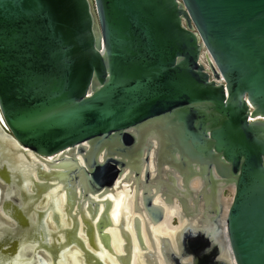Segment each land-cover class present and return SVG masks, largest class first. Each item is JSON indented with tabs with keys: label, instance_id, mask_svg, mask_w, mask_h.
<instances>
[{
	"label": "water",
	"instance_id": "obj_1",
	"mask_svg": "<svg viewBox=\"0 0 264 264\" xmlns=\"http://www.w3.org/2000/svg\"><path fill=\"white\" fill-rule=\"evenodd\" d=\"M0 120L13 151L47 165L31 176L32 189L46 182L35 197L44 194L35 213L45 222L67 225L47 199L60 181L43 173L71 157L86 180L83 206L90 194L110 205L94 197L112 192L117 201L123 189L128 204L137 176L135 211L151 226L166 210L153 188L181 208L189 221L176 216V248L162 237L177 264H232L226 244L234 264H264V0H0ZM120 144L140 154L129 160L128 148L115 150ZM153 154L167 180L151 181ZM178 178L183 191L175 194ZM226 190L233 196L223 217ZM208 219L216 226L204 227ZM133 221L147 245L141 218ZM81 225L78 241L66 237L67 251L80 264H107Z\"/></svg>",
	"mask_w": 264,
	"mask_h": 264
},
{
	"label": "rangeland",
	"instance_id": "obj_2",
	"mask_svg": "<svg viewBox=\"0 0 264 264\" xmlns=\"http://www.w3.org/2000/svg\"><path fill=\"white\" fill-rule=\"evenodd\" d=\"M205 53L206 51L203 50L201 60L205 64V66H207ZM164 147L165 146H163V149L165 151L167 149V146L166 149ZM127 148L129 149L128 150V155L130 156L129 160L130 158L132 160L134 157H137L138 154H140L138 145H137V149L127 147L124 144L115 146L116 151H118L119 149L125 151ZM140 148L142 149V146ZM93 153L94 152L91 151V154ZM57 165L60 169L58 170L51 169L49 170V172L51 171H59V172L57 173L54 172L53 174L50 175H45V173H43V177H51L58 179L60 183L64 185L63 187L67 189L66 194H67L69 209L67 208L65 212L56 209L57 219L60 220L61 225L65 223H67V225L59 229V227H56L55 225L54 226L50 225L49 221L45 222L44 219H41L40 214L37 215L35 213V209L38 203V200L35 199V197L46 189V182L44 181L43 183H41L39 187L37 186L36 190L32 189L31 187L29 188L30 190H28L27 184H30L29 179H31L32 175L28 173V171H26L25 169L20 168L19 165L17 164V166L12 169L13 171L11 172L10 180L12 184L18 187L20 192V199H21V205L19 207L12 208V213L17 219L16 229L14 232L18 236L17 238L19 239V241L18 240L17 241L19 242V245L16 249H14V246L7 247L9 243L11 244L13 242V236L7 233L10 230L9 229L10 227L5 228V226L1 224L0 232H2V234H0V264H80L78 260L73 259V257L71 256L72 254L67 251V245L65 240L68 238L69 241H71L72 239L74 241H78L77 230H78V224L81 223L84 225V229L90 241L92 242V244H94L96 248L98 247L99 244L100 245L103 244L102 245L103 248L113 249V247L111 246L112 244L114 246V249L115 250L117 249L115 248L117 247L116 246L117 239L114 238L115 241V245H114V243L111 242V240L113 239L108 237L109 234L105 230L106 226L110 225V221L112 222L111 219L112 217L110 216V212L108 211L109 210L108 203L106 202L104 206L101 208L99 204H95V202L92 201L90 194V197L85 199L86 201L89 202L87 203L86 206H83L81 203L83 201L82 198H85L86 190H84L83 192L82 186L86 183V180L83 177V175L80 173L81 170L79 169V167H77L76 163L73 161V158L71 157H68L60 161ZM141 166H142L141 163L138 162L137 168H141ZM40 171H44V170L40 169ZM13 173L16 176L14 175L13 177ZM232 196H233L232 191L226 190L224 192V197L227 198L228 200L231 199ZM82 206H83V210L85 209L87 210L88 215L83 214ZM119 210L120 207L116 211L117 214H119L120 212ZM116 213L114 220H116V223H118L119 217L118 215H116ZM42 220L43 223L41 222ZM69 220L71 221L68 222ZM124 223L125 220L124 217L122 216L121 223L119 225V231H120L119 235L121 239L123 236L126 237L124 238L125 248L122 249L125 252L121 253L120 250L116 251V253H121L118 254L119 255L117 258L118 264H122L123 262L124 264H130L129 260L132 252L130 249H132L133 247V245H131L130 236L128 235V232H126L127 230L124 227ZM174 224H176L175 220H174ZM139 227L140 226L135 222V235L138 239L140 248L142 247L140 250L141 251L140 254L143 255L145 253L144 256L141 257L142 260L146 259L147 262L150 264H160L159 258L161 259L162 257L164 258L165 253L166 255H169L168 257L169 261L173 259V262L176 263L175 261L179 260V257H177V255L174 254L175 253L174 250L171 248L170 243L165 238L161 239L160 243H157L155 242L154 238H152V235H150L149 236L150 248H149V246L146 245L145 241L142 240ZM159 244H161L160 249L158 248ZM41 245H43L46 248L45 252L41 250L44 249L41 248ZM126 249L129 250L126 252ZM186 250L187 249H182L181 253H184ZM78 251L79 250H77L76 252ZM41 252L46 256L47 258L46 260L43 257H41L43 256ZM36 254L37 256L39 255V257L41 258L35 259L34 257ZM103 256L105 258L104 261L107 262L108 260L106 259V257L110 255H108L104 251ZM103 256L99 255L101 259H103ZM166 258H164V261H166ZM90 261L92 263L102 264L100 263L99 259L97 261V258L94 259L93 257H91ZM111 262L112 263L115 262V264H117L115 259L113 260L112 257L110 259V263ZM107 264L109 263L107 262Z\"/></svg>",
	"mask_w": 264,
	"mask_h": 264
},
{
	"label": "flooded vegetation",
	"instance_id": "obj_3",
	"mask_svg": "<svg viewBox=\"0 0 264 264\" xmlns=\"http://www.w3.org/2000/svg\"><path fill=\"white\" fill-rule=\"evenodd\" d=\"M7 133L11 134L10 131L7 129V127L0 120V226H1V224H3L5 226V228L10 227L9 228L10 230L7 233L10 234L11 236H13V242L11 244L9 243V245L7 247H11V246L15 247V246H17V244H16L17 240H19L17 238L18 237L17 234L14 232L16 229L17 221L13 220L11 218V216H12V208L13 207L16 208V207H19L21 205L20 192H19V189L16 185H14L12 183L11 184L7 183L5 181V178L7 177L10 179L12 169L14 167H16V165L18 164L16 162V161H18V155H17V152L13 151V149L10 150L11 149V147H10L11 146L10 145L11 140L7 136ZM8 146L10 147V149H8ZM77 158L79 159V163H80L81 157L77 156ZM154 158H155V155L153 154L151 165H150L151 168L153 169V172L151 174V181L157 182V181L167 180V175H166L165 171L162 170L161 172H159L157 170L155 163H154ZM129 172H130V170H127L126 175H128ZM1 180H3V181H1ZM138 184H139V181H138L137 176H133L132 181H131V185L126 187L129 190L131 189V197H129L130 202L128 204L126 201H127L128 195L130 193H129V191H128V193L125 192L124 189L122 191H119V186H117V190L119 191V194H118L119 199L117 201L115 200L114 195H112V192L108 193L106 196H104L102 198H98L95 195H94L95 197L94 196L93 197L97 201H104V200L110 201V205H109L110 208L108 211L110 212V216L112 217L111 219H112V222L114 224V227L107 229V233H110L109 235L112 237V239H114L113 237L115 236V233H118L117 235L120 234L119 225L121 223L122 216L124 217V220H125V224H126L125 227L129 231V233H131L134 236L135 231H134V225H133L134 221L133 220L136 219L137 217H139L142 220L144 237L146 239L147 245L150 248V244H149L150 239L147 235V226H148V228H150L152 238H154L155 242L160 243L161 239L163 237L162 235H165V233L163 232L162 229L164 228L163 224L165 223L167 218L171 220L173 226H177V228H178V219L176 216H178V218L180 219L181 208L170 209L168 207V205H165L163 198L160 197L161 194L157 191V189L153 188L152 196L154 197V193H156L155 197L153 198V202H155L157 205L158 204L163 205L166 208V210H165V214H163V220L158 225L151 226L150 225L151 220L149 219L147 213H145V215H144L143 212L138 214L135 211V207H136V205H135V191L138 187ZM131 186H132V188H131ZM146 186L147 185H145V183H144L142 188H145ZM148 187H150V186H148ZM160 191L165 192L166 191L165 187L163 189H161ZM43 196H44V194L39 198L38 203L39 202L42 203ZM125 205L127 206L126 208H125ZM102 207L103 206H101V208ZM119 207H120V210H119L120 212H119V214H117L116 211L118 210ZM37 210L39 213H40V210L43 211L41 207L38 208ZM126 211H128V214L125 215ZM177 211H178V213H177ZM82 212H83V214L88 215L87 210L86 209L83 210V206H82ZM115 213L119 217L118 223H116V221H114ZM48 215H50V217H51L52 213L49 212ZM99 216H100V214H99ZM174 220H175L176 224H174ZM182 220L187 221L185 219H182ZM149 225H150V227H149ZM52 226H54V225H52ZM13 227H14V229H13ZM0 234H2V232H0ZM80 235H81V233H80ZM119 237H120V235H119ZM120 239H121V237H120ZM134 239L136 240V237ZM135 240H133V243L134 244L136 243V245H137L138 242H137V240L136 241ZM112 242H113V240H112ZM138 246L139 245H137V248H139ZM160 246H161V244H159V247H158L159 249H160ZM42 255L43 256H41V257L45 258V260H46L47 259L46 256L44 254H42ZM102 256H103V254H102ZM34 258L36 259L37 255H35ZM103 258H104V256H103Z\"/></svg>",
	"mask_w": 264,
	"mask_h": 264
},
{
	"label": "bare ground",
	"instance_id": "obj_4",
	"mask_svg": "<svg viewBox=\"0 0 264 264\" xmlns=\"http://www.w3.org/2000/svg\"><path fill=\"white\" fill-rule=\"evenodd\" d=\"M9 144V143H8ZM12 150V149H11ZM16 152V151H15ZM15 154V153H14ZM17 155H18V161H16L17 163H18V165H19V167L20 168H22V169H25L26 171H28V173H30L33 177H34V179H37V177H38V167L40 166V167H43L44 169H47V165L45 164V163H40V161L38 160V158H36V157H34V156H31V157H26V156H24V155H22V154H19V153H17ZM15 156V155H14ZM17 157V156H16ZM17 160V159H16ZM4 166V165H3ZM17 166V165H16ZM13 171V170H12ZM63 171V170H62ZM57 173V172H56ZM6 175V174H5ZM16 176V175H15ZM13 177H14V173H13ZM60 180H62V179H60ZM1 181H3V180H1ZM32 180L31 179H29V183L30 184H27L28 185V190H30L29 188L32 186V182H31ZM59 181V180H58ZM64 182H65V180H64ZM43 183V182H42ZM45 184V183H44ZM197 185V186H196ZM201 182L199 181V182H197V183H194V188L195 189H200L201 188ZM64 187H63V185H61V183L60 184H58L57 186H55V187H53V189L49 192V194H47V199H48V203H51V202H53V201H55V203H56V206H57V208L59 209V210H64V212L66 211V208L68 207L67 206V198H66V191H64V189H63ZM68 188V187H67ZM173 191H174V193L175 194H177V193H181L182 191H183V185H182V179L181 178H178V180H177V187H175V188H173ZM197 191V190H196ZM43 192V191H42ZM70 192V191H69ZM69 196V195H68ZM73 196H76V195H73ZM133 196V195H132ZM77 198V197H76ZM70 200V199H69ZM12 201V200H11ZM71 201H73V200H71ZM13 202V201H12ZM231 202H232V198L231 199H227V198H225L224 199V201H223V214H222V216L223 217H225L226 216V214H227V211H228V208H229V206H230V204H231ZM71 205V204H70ZM65 206H66V208H65ZM133 206V205H132ZM68 209H69V207H68ZM33 210V209H32ZM3 211V210H2ZM63 212V211H62ZM177 213H178V211H177ZM13 214V213H12ZM168 214V213H167ZM181 215H182V211H181ZM182 217V216H181ZM180 217V221H181V224L180 225H182V223L183 224H185V223H188V221L189 220H187L186 218H185V220H187V221H184V220H182L183 218H181ZM9 218V217H8ZM117 219V218H116ZM80 220V219H79ZM211 219H208V221H204V226L205 227H208V229L209 228H211L212 226L213 227H215L216 225H215V223H213L212 221H210ZM114 221H116V220H114ZM191 222H194L195 224L194 225H196V223H197V220L196 219H193ZM45 224V223H44ZM51 225H52V221H51V223H50ZM80 225V232L82 233V225L81 224H79ZM164 225V228L162 229L163 230V232L165 233V235H162L163 237H165V236H168V237H170V241H171V243H172V245L176 248V241H175V237H174V233L175 232H178V229L179 228H177V226H173V224H172V222H171V220L170 219H166V221H165V223L163 224ZM118 233H115V236L113 237V238H116L117 239V243H116V246L117 247H115V248H117L116 250L114 249V246L112 245V247H113V251H114V253H116V251H121V253L123 252V238L122 239H120L119 237H118V235H117ZM135 234V233H134ZM217 234V233H216ZM131 236H132V240H135L134 238H135V235L133 236L132 234H131ZM112 238V237H111ZM225 238V237H224ZM223 238V239H224ZM49 239H51V238H49ZM123 242H122V241ZM112 241V240H111ZM136 241V240H135ZM113 243H114V245H115V241H114V239H113ZM94 245V244H93ZM97 245V244H96ZM103 245V244H102ZM102 245H98V247L96 248V250L94 251L93 249V251L97 254V255H101L102 256V254H104V251H106V253L108 254V255H110L112 258H113V260L115 259V256H113L111 253H109L108 252V250L107 249H105V248H103L102 247ZM121 245V246H120ZM138 245V244H137ZM137 245H136V243L134 244L133 243V251H134V264H145V262L141 259V257L142 256H144V254L143 255H141L140 253H141V249H140V247L139 248H137ZM111 247V248H112ZM142 248V247H141ZM78 250V249H77ZM148 251V250H147ZM150 251V250H149ZM125 252V251H124ZM159 252V251H158ZM121 253H116V255H118V254H121ZM224 254H225V256H227V258L231 261V263L232 264H234V259H233V256H232V254H231V251H230V247H229V245L228 244H226V247H225V250H224ZM110 256H108V257H106V259L108 260L107 262L109 263V264H115V262H111L110 263V259H111V257ZM119 256V255H118ZM163 256V255H162ZM161 256V257H162ZM150 257H152V256H150ZM160 257V256H159ZM156 258H158V257H156ZM160 259V264H167L166 263V261H164V258L162 257V259L161 258H159ZM102 260H104V258L102 259ZM145 260V259H144ZM116 261V260H115ZM147 261V260H146ZM118 262H120V261H118Z\"/></svg>",
	"mask_w": 264,
	"mask_h": 264
}]
</instances>
